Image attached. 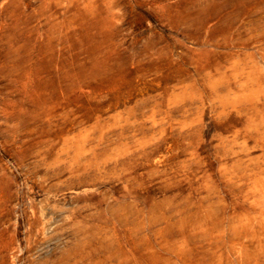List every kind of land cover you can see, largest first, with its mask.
Here are the masks:
<instances>
[{
    "label": "rangeland",
    "instance_id": "obj_1",
    "mask_svg": "<svg viewBox=\"0 0 264 264\" xmlns=\"http://www.w3.org/2000/svg\"><path fill=\"white\" fill-rule=\"evenodd\" d=\"M15 254L264 264V0H0V264Z\"/></svg>",
    "mask_w": 264,
    "mask_h": 264
},
{
    "label": "bare ground",
    "instance_id": "obj_2",
    "mask_svg": "<svg viewBox=\"0 0 264 264\" xmlns=\"http://www.w3.org/2000/svg\"><path fill=\"white\" fill-rule=\"evenodd\" d=\"M56 226H57V220H56L55 216L52 213H50L49 211L42 210L39 212L38 220L36 219V225L34 227V228H36L35 233H37V235H42L44 237H48V236H51L54 233H56V229H55ZM30 233H31V230H29V234ZM74 234H76V233H74ZM53 241L56 244L59 243L58 238H55V240H53ZM13 260H14V264H15V262H18V255L17 254H15L13 256Z\"/></svg>",
    "mask_w": 264,
    "mask_h": 264
}]
</instances>
